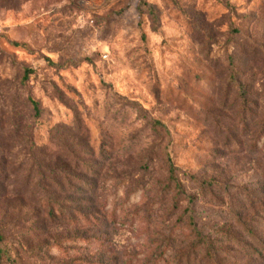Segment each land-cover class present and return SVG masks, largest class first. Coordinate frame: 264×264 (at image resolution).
Returning a JSON list of instances; mask_svg holds the SVG:
<instances>
[{
    "label": "rangeland",
    "instance_id": "obj_1",
    "mask_svg": "<svg viewBox=\"0 0 264 264\" xmlns=\"http://www.w3.org/2000/svg\"><path fill=\"white\" fill-rule=\"evenodd\" d=\"M0 264H264V0H0Z\"/></svg>",
    "mask_w": 264,
    "mask_h": 264
},
{
    "label": "trees",
    "instance_id": "obj_2",
    "mask_svg": "<svg viewBox=\"0 0 264 264\" xmlns=\"http://www.w3.org/2000/svg\"><path fill=\"white\" fill-rule=\"evenodd\" d=\"M169 173L172 179H175V167L172 163L169 165Z\"/></svg>",
    "mask_w": 264,
    "mask_h": 264
}]
</instances>
